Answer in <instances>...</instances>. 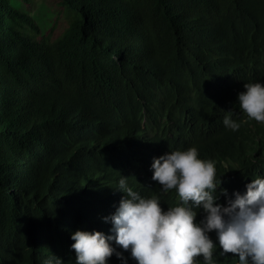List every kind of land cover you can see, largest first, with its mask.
Instances as JSON below:
<instances>
[{
    "label": "trees",
    "instance_id": "obj_1",
    "mask_svg": "<svg viewBox=\"0 0 264 264\" xmlns=\"http://www.w3.org/2000/svg\"><path fill=\"white\" fill-rule=\"evenodd\" d=\"M56 1L52 37L57 22L41 34L0 0V264H76L70 234H109L121 176L162 210L178 203L151 180L167 151L214 160L217 194L264 175V123L236 102L244 83H264V0Z\"/></svg>",
    "mask_w": 264,
    "mask_h": 264
},
{
    "label": "clouds",
    "instance_id": "obj_2",
    "mask_svg": "<svg viewBox=\"0 0 264 264\" xmlns=\"http://www.w3.org/2000/svg\"><path fill=\"white\" fill-rule=\"evenodd\" d=\"M236 102L247 120L264 123V83H244ZM225 113V128L237 130L240 122L232 110ZM215 164L200 158L196 146L154 157L151 180L162 193L174 189L179 197L166 210L158 195L141 196L121 176L115 191L123 195L115 211L103 218L111 224L109 234L79 229L70 234L76 264H109L112 256L119 264H128L129 258L135 264H201L196 257L203 264H219L217 257L226 253L237 264H264V175L251 179L243 193L234 190L229 196L221 188L217 194L221 176L217 178ZM213 231L215 243L209 236ZM53 261L61 262L52 256L48 264Z\"/></svg>",
    "mask_w": 264,
    "mask_h": 264
},
{
    "label": "rangeland",
    "instance_id": "obj_3",
    "mask_svg": "<svg viewBox=\"0 0 264 264\" xmlns=\"http://www.w3.org/2000/svg\"><path fill=\"white\" fill-rule=\"evenodd\" d=\"M13 6L30 15L40 29L41 34H46L57 22L52 37L61 33V26L64 20L61 17V10L56 0H31L25 5L19 0H11Z\"/></svg>",
    "mask_w": 264,
    "mask_h": 264
}]
</instances>
